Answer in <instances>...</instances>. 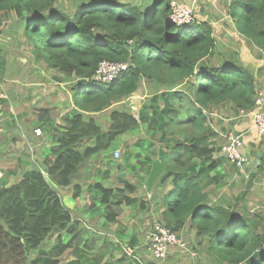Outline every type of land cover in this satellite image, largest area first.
Instances as JSON below:
<instances>
[{
  "label": "trees",
  "instance_id": "trees-1",
  "mask_svg": "<svg viewBox=\"0 0 264 264\" xmlns=\"http://www.w3.org/2000/svg\"><path fill=\"white\" fill-rule=\"evenodd\" d=\"M171 1L71 0L74 11L70 12L60 0H0L4 31L24 27L31 44L33 35L38 39L40 46H33L36 61L44 60L56 72L51 79H56L57 87L67 91L66 82L72 83L74 103L62 117L65 124H56L50 108L39 109L37 122L50 141L41 159L46 175L34 165L17 183L8 185L6 177L0 178V264H32L36 260L31 253L55 233L57 242L48 251L53 262L71 249L77 256L72 263H79L73 242L79 243L84 230L58 188L72 187L73 199L79 198L80 166L131 131H137V149L126 147L122 162L137 157L148 167L146 176L154 159L165 166L151 192L153 199L159 197L155 193L162 186L161 178H171L172 188L162 197L161 221L177 233L190 223L201 239L203 254L213 262L264 264V225L239 204L246 192L236 200L233 197L231 204L222 198L212 201L208 192L216 179L210 174L220 165L212 142L217 132L208 112L229 101L238 111L254 109L255 75L238 59L244 61L238 51V57L216 53L215 28L196 12L194 22H172ZM228 9L237 38L252 41V47L263 52L264 0H231ZM30 29L34 34L28 33ZM221 55L222 62L216 58ZM104 59L131 61L134 67L110 83L98 82L93 76ZM4 69L0 58V72ZM141 91L149 96L136 111L113 107ZM92 139L93 145L79 149ZM153 148L155 156L150 153ZM111 163L122 168V163ZM123 181V188L101 182L89 187L99 197L88 194V201L105 205L109 221L115 220L112 210L135 203L145 178ZM64 232L72 236L67 242ZM175 250L159 261L188 264L192 259L188 251ZM146 264H156V259Z\"/></svg>",
  "mask_w": 264,
  "mask_h": 264
},
{
  "label": "crops",
  "instance_id": "crops-1",
  "mask_svg": "<svg viewBox=\"0 0 264 264\" xmlns=\"http://www.w3.org/2000/svg\"><path fill=\"white\" fill-rule=\"evenodd\" d=\"M193 1L194 4L191 6H195L196 15L199 18H205L210 21L215 28V35L218 40L216 51L220 53L222 52L223 55H225L230 48L238 51L240 53L239 56H242L244 59L245 66L253 71L257 89L264 92V53L255 50L252 47V41L247 39L243 40L242 38L238 39L236 29L233 31L229 30V27H231L232 24V18L229 11L227 12L226 20L230 22L227 23L226 26H228V28H226V26L222 23L221 18L216 16V14L209 12L203 4L199 5L200 2L204 3V1H216L229 7L231 0ZM232 25L235 26L234 24ZM9 30L14 29H6L0 40V58L5 63L4 71L0 72L1 87H3L2 91H0V156L9 155L8 148L10 146V142L16 145L18 142L27 144L23 137L24 134L28 136L30 142L40 144L42 138L36 137L33 133L34 129L40 126L37 122L40 108H50L51 116L53 117V120H55L56 124H65L62 121V117L71 109V107L74 106V104L72 106L71 104L69 105L68 103H64L62 99L63 97L58 95L59 93H57V90L59 91V89H62L56 86L57 84L55 83V78L51 79V76L48 75L45 77V71H38V68H36L38 63L42 62L44 64L46 62L44 60L39 62L36 61V57L34 56V53H32V46L29 44L27 36H23V38L28 41L26 43L31 46V50L29 51L31 54L24 52V48L20 49V46L24 43V41H21L22 37H12L11 33H16L17 31H10L9 33ZM219 30L220 32H218ZM18 31H21V29ZM230 36H234L233 41H230ZM11 37L15 39L13 43L10 42V39H12ZM16 40L18 44H16ZM26 49H29V47ZM22 55L25 57L21 58ZM51 73H53V75L56 74L55 71H52ZM7 74L10 76V80H6ZM18 80H20L22 86L16 85ZM6 81L12 82V88H6ZM53 85H55V88L53 89L54 91L51 90L47 92L48 88L45 87ZM43 87L45 88L43 89L44 93L41 92V88ZM14 88H16V91ZM140 93H142V91ZM142 96L143 94L138 97L137 101H133V99L129 101L130 106L134 109V111L138 109V106L142 101ZM221 112H224V115H221ZM219 116L221 120H218L217 124L215 123L217 136L212 142L216 147L214 157L220 162V165L215 172L210 174L212 177L215 175L216 179L209 185L208 192H212V195L210 194L209 197H211V200L214 202H217L216 200H220L222 198L226 204H231L234 202L233 197L238 196L233 195L231 189L235 185L236 181L242 182L243 187L247 188L245 189L246 196H244L239 203L240 207L246 208L247 206L246 209L248 210V213L251 216H258V220L262 221V224L264 225V136L259 134L254 126L253 116L249 114V112L242 113L241 110L238 111L235 109V104L231 101L225 102L217 109L213 110L209 117L210 122L212 123V117ZM228 132L240 133L243 136L244 153L246 155V150L250 153V160L246 162V165L243 168L235 167L228 160H226L220 152L219 147L221 145V137L224 133ZM137 140V131L129 132L126 136L122 137L121 144L116 146L114 149H111L110 153L106 155L107 158L105 161L106 164H108V169L106 170L108 173L107 176L113 175V178L104 179V185L108 186V184H111L110 186L123 188V183H120V180L124 182V178H129L121 175L122 172H118L121 171V167H116L114 163H111V160H117L114 156V151L117 149H120L122 153L126 147H129L132 150L137 149ZM20 160L28 164L31 163L34 167L31 160H29V162L21 157ZM4 171V166L1 164L0 178L4 179L7 175H9V173H5L4 175ZM109 171H114L115 174L110 173ZM25 172L27 171H24V174ZM80 174H83L84 178H78L79 183L82 185V195L79 198L73 199L72 187H59L58 190L60 191L61 196H66V198L68 197L71 200L70 203L65 204L71 210L74 219H78L80 222L85 223V227H93V225H96L95 227L104 229V225H107V221L109 222V220L101 213L103 207L100 205V202L97 200L96 202L93 201V203H91L86 197V203L83 204L82 198L87 191L88 194H90V198H97L99 196L97 193L93 192V189H89L92 181L85 171ZM148 176L146 182L148 180ZM142 177L143 173H141V177L139 178L142 179ZM134 182H136V180ZM227 189L229 190V194L227 193ZM242 193H244V190L241 194ZM247 194H249V196ZM80 204H83L82 208H80ZM111 234L116 235V231L112 230ZM117 234L119 237L120 233L117 232ZM185 235L188 236L189 234L185 233ZM174 251L177 250L173 249L171 253H174ZM145 253L146 251L143 254Z\"/></svg>",
  "mask_w": 264,
  "mask_h": 264
},
{
  "label": "rangeland",
  "instance_id": "rangeland-1",
  "mask_svg": "<svg viewBox=\"0 0 264 264\" xmlns=\"http://www.w3.org/2000/svg\"><path fill=\"white\" fill-rule=\"evenodd\" d=\"M180 2H183L186 5H192L194 4L193 0H178ZM204 1V0H202ZM60 3H63L65 5V9H67L70 12L74 11V6L72 5L71 0H60ZM209 10V12H212L213 14H216V16H218L219 18L222 19V23L226 26L228 22L226 20V15L228 12V7L224 4H221L220 2H205L202 3L200 2L199 5H202ZM61 6V4H59ZM2 23V22H1ZM231 23L235 25L234 20L231 19ZM3 26L5 24L2 23ZM231 24V27H229L230 31H233L234 29H236V26H233ZM226 28H228V26H226ZM21 31L16 30L17 32H21V33H11L12 37H22L21 41H24V43L20 46V49L24 48L23 51L26 53H29V51L31 50V46H32V53L35 54V51L33 49L34 43L35 46L38 47L40 46L38 39L33 35V44H31L28 41H26L23 36H26L24 34V27L20 28ZM10 31H15V30H9L8 32L10 33ZM23 31V32H22ZM30 34H34V32L32 31V29L29 30ZM11 37V38H12ZM15 39L12 38L10 39V42L13 43ZM234 40V36H230V41ZM16 44H18L17 40H16ZM223 44V43H222ZM12 45V44H11ZM29 49H26L28 48ZM217 47V46H216ZM224 47V46H223ZM22 52V53H24ZM217 53V51H216ZM237 51L233 50V48H230L227 52H226V56L230 57L232 55H236L237 56ZM264 53V51H263ZM31 54V53H29ZM220 55V53H219ZM25 57V56H21ZM238 57V56H237ZM218 59V61L222 62L224 60V57H222V55L220 57H216ZM238 59L241 62H244L242 59H240L238 57ZM39 72H43L45 71V77L48 76H55L53 75V73H51L53 70H50L48 68V65L46 63H38L37 67ZM50 71V72H49ZM18 76V75H17ZM19 77V76H18ZM10 76L7 74L6 75V80H10ZM21 79V78H20ZM15 84V83H14ZM17 86H22V83L20 82V80H18V82L16 83ZM12 82L11 81H6V88H12ZM15 86V85H14ZM67 86V91L64 90H57V93H59V96H62L64 103H68L69 105L71 104L73 106V96L72 93L70 92V89H72V83L69 84L68 82H66ZM1 87V80H0V91H2ZM48 88V91H51L55 88V85L50 86V87H45ZM44 87L41 88V92L44 93L43 89H45ZM144 88L147 89V85L144 84ZM69 89V90H68ZM14 90L16 91V88H14ZM39 90V89H38ZM54 91V90H53ZM69 91V92H68ZM4 92V91H3ZM40 94V92H39ZM143 94L144 96H149V93L146 91H142V93H138L135 94L136 97H129L128 99H126V102H119L117 104H115L113 107L117 108V106L122 107L124 106L126 108V110H128V108H130V100L133 99V101H137L138 97ZM45 96V95H44ZM146 98L142 99L143 101L146 100ZM47 105V104H46ZM73 107H71L72 109ZM112 109V108H111ZM110 114V111H109ZM99 115V114H98ZM221 115H224V112H221ZM102 116V115H101ZM218 120L220 121V116L219 117H212L211 121L213 123V125H211L214 130L216 128L215 123H218ZM211 123V124H212ZM216 131V130H215ZM133 132V131H131ZM126 136V135H122V136H118L113 142H112V146L110 147L111 149H113L112 147H116L119 146L121 144V140L122 137ZM221 142H223V137H221ZM50 141L48 140L46 134H45V143L43 144L41 148V152L43 153L45 151V145H49ZM95 142L94 140H90V141H86L84 143H82L79 146V149L81 151H83L86 147L93 145ZM38 144V143H37ZM36 143H32L30 146L27 144H23L22 142H18L17 145L13 144L10 142V146H9V152H8V156H0V166L1 164L4 166V175L5 173H9V175L6 176V179L8 180V185L17 183L23 176L24 171H29L31 168H33V165L31 163H25L23 161L20 160V157L23 158L24 160H31L32 163H34L33 159L37 157L36 155H31L27 152L28 148H33L34 146L37 145ZM47 145V147H48ZM50 148V147H49ZM111 149H107L101 152H94L91 156V158H89L85 163H83L80 166V173L84 172L91 178V185L95 186L98 182H101L103 184H105L104 179H110L113 178V175L107 176L108 173L106 172V170L108 169V164H106V158ZM152 156H155V149L153 148L152 151L150 152ZM123 153L121 152V156L120 158H116L117 162L122 163V168H120L121 171L118 172H122L121 175L128 177L131 180H136V182L139 181V177H141V173H143V177L145 178V182L144 184L141 185V187L139 188L138 192L135 194L136 196H134L136 198L135 203L132 205H129L127 203L123 204L121 209H117V211L112 210L111 211V217H114L115 220L114 221H107V225H104V229L102 228H98L95 227L96 225H93V227H85V223L81 222V227L84 230V234L83 236L80 238L79 243H77L76 241L73 242V244L77 247L78 252L77 255L79 256V263H75V264H136V261L141 262L142 260H148V259H152L151 254H149L148 250H147V244H148V240H147V236L148 234L151 232V230L153 229V224L155 220H161L162 219V215L160 212V207L162 209V200H163V195L167 194V192L170 191V189L172 188L171 185V178L170 177H166V178H161V182H162V186L159 188L158 192H156L155 194L159 195V197L157 198V200L153 199L152 197V190H148L147 189V176L145 175V170L146 168L148 169V167L146 166H142V163L138 161L137 157H130L129 160H125V162H122V158H123ZM30 162V161H29ZM24 164V165H23ZM153 164V163H152ZM151 164V165H152ZM133 166L135 169H133ZM165 170V168H164ZM110 173H114V171H109ZM163 174V173H162ZM161 174V175H162ZM160 175V176H161ZM146 176V177H145ZM159 176V178H160ZM84 178L83 174H80V179ZM158 178V179H159ZM119 180V179H118ZM120 183H123V187L124 182H122L120 180ZM157 183V181H156ZM155 183V184H156ZM89 184V183H88ZM52 185L54 187H56V185L54 183H52ZM90 185V186H91ZM111 184H108V187ZM155 186V185H154ZM154 188V187H153ZM247 187H243L242 182L240 181H236L235 185L232 187L231 191L233 193V195H239L241 194V192ZM147 189V191H146ZM62 190V189H61ZM92 192V191H91ZM94 193H97L95 190H93ZM227 193L229 194V190L227 189ZM88 195V191L83 195V204L86 203V197ZM249 196V194H247ZM64 202L65 203H70V199L66 196H64ZM142 202L145 205H142ZM163 202L165 203V200H163ZM83 204H80V208L83 207ZM97 204V203H96ZM98 205V204H97ZM100 205H102L100 203ZM103 209L101 211V213L108 217L107 215V208L106 206L102 205ZM247 208V206H246ZM96 224V223H94ZM116 231V235H112L111 231ZM118 233H120V236L118 237ZM189 234L188 236L185 235ZM92 234V235H91ZM58 233H55L53 236H51L50 238H48L43 245L41 246V248L39 250H35L31 253V259H35L36 261L32 262V264H73L72 261L75 260L77 258V256L74 254L73 251L68 250L64 253V255L58 259H54L57 260V262H53V259L49 256L48 251H50L52 249V247L55 245V242H57V237H58ZM179 237L184 241V246L179 245V247L177 246H171V249H178L181 251H188L191 256L192 259L190 258V261L188 264H222L221 262H217V261H212L209 254H207L206 252L203 254L201 247H200V237L197 235L196 230L194 228L191 227L190 223H187L185 225V228L182 230V232L178 233ZM63 240L64 242L69 241L72 236L69 238L65 232L63 233ZM68 237V238H67ZM188 243V244H187ZM193 245V246H192ZM195 247L196 250H193L192 248ZM141 249H144V251L141 252ZM146 251L145 254H143ZM182 256V255H181ZM179 256V257H181ZM138 257V259L136 258ZM188 261V259H186ZM52 262V263H50ZM156 264H166L163 263L159 260H156ZM170 264V263H168Z\"/></svg>",
  "mask_w": 264,
  "mask_h": 264
},
{
  "label": "built area",
  "instance_id": "built-area-1",
  "mask_svg": "<svg viewBox=\"0 0 264 264\" xmlns=\"http://www.w3.org/2000/svg\"><path fill=\"white\" fill-rule=\"evenodd\" d=\"M171 6L172 13L169 16V19L172 22L178 25H185L195 21V10L192 6L186 5L178 0H172ZM4 27L5 25L3 26V24L0 23V40L3 37L2 34L4 32ZM131 67H134L131 61H112L104 59L100 61L93 79L98 82L110 83L114 81L120 73L129 70ZM147 96L143 95L142 99L146 98ZM133 97L136 96L132 95L131 98ZM255 106L256 107H254V109L249 111V114L253 116L254 126L256 127L259 134L264 136V92L257 90V95L255 96ZM241 112L244 113L246 111L241 110ZM208 114L211 115L212 112H208ZM33 133L36 137H41L42 139L40 144L36 143V146L33 148H28L27 151L31 155L37 154V157L33 159V164L36 165L37 168L46 175V172L41 165V159L43 156L40 148L45 143V133L43 128L40 126L36 127ZM23 137L30 146L32 142H30L28 136L24 134ZM222 137L223 142H221L220 145V152L235 167L243 168L246 165L247 157L243 149L244 140L242 134L228 132L224 133ZM114 156L115 158H120L121 150H115ZM147 240V250L149 254H151L152 258L156 260L165 259L171 250V246H184V241L179 237L178 233L161 220L154 221L153 229L148 234ZM136 258L138 259V257ZM140 264H146V260H142Z\"/></svg>",
  "mask_w": 264,
  "mask_h": 264
},
{
  "label": "water",
  "instance_id": "water-1",
  "mask_svg": "<svg viewBox=\"0 0 264 264\" xmlns=\"http://www.w3.org/2000/svg\"><path fill=\"white\" fill-rule=\"evenodd\" d=\"M195 10V6L193 7ZM247 155V161L250 160V153L248 150L245 151ZM259 160V159H258ZM164 163L156 158L153 160L152 168L150 170L148 180H147V189L152 190L159 176L164 172Z\"/></svg>",
  "mask_w": 264,
  "mask_h": 264
}]
</instances>
